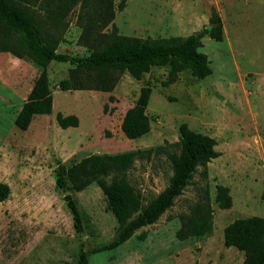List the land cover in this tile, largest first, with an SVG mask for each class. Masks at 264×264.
<instances>
[{"label":"rangeland","instance_id":"374dc122","mask_svg":"<svg viewBox=\"0 0 264 264\" xmlns=\"http://www.w3.org/2000/svg\"><path fill=\"white\" fill-rule=\"evenodd\" d=\"M123 1L122 9H118ZM113 23L121 34L139 37L187 36L211 25L215 9L222 20V39L208 34L199 50L211 73L196 78L182 71L167 85L168 67H152L141 79L128 73L110 92L61 90L69 63L47 65L53 96L49 114H37L26 130L14 119L39 68L30 60L0 51V181L11 193L0 202V264H78L85 251L89 264H241L243 252L225 246L224 227L239 217L264 216V0H114ZM78 7L65 18L57 50L86 55L78 43ZM63 25V24H62ZM149 86L146 111L150 131L136 139L121 130L125 111L140 88ZM75 114L78 126L61 128L56 113ZM208 134L220 155L202 179L198 168L191 182L160 218L138 229L116 248L97 250L114 239L117 221L96 183L71 191L83 224L79 232L56 186L61 162L66 167L90 155L140 151L126 178L148 203L167 184L171 168L168 144L179 143V124ZM207 183L212 197L213 232L179 239V214L197 199ZM229 187L230 208L214 202L215 186ZM143 234L144 237L140 238Z\"/></svg>","mask_w":264,"mask_h":264},{"label":"trees","instance_id":"16d2710c","mask_svg":"<svg viewBox=\"0 0 264 264\" xmlns=\"http://www.w3.org/2000/svg\"><path fill=\"white\" fill-rule=\"evenodd\" d=\"M123 1L118 9L123 8ZM78 7L76 24L80 28L78 43L86 47V55H70L57 50L60 31L67 15ZM116 5L114 0H0V51L30 60L39 68L34 83L19 109L14 124L26 130L37 114H49L53 96L47 65L51 61L70 64L67 76L60 79L61 90H99L110 92L124 72L141 79L152 67H168L164 85L174 82L182 71L196 78L211 73L205 53L199 50L201 38L208 34L222 39V20L212 9L211 28L187 36L139 37L121 34L113 23ZM63 24V25H62ZM151 95L149 86H142L132 106L124 113L121 130L129 139H136L150 131L151 119L146 111ZM57 124L65 129L76 127L75 114L56 113ZM179 143L168 144L165 156L171 168L168 184L148 203L143 204L140 193L129 182L125 172L140 157V151L115 155H90L66 167L59 163L56 186L64 190L80 191L96 183L108 202L117 221L113 240L97 250L116 248L143 226L156 222L183 192L198 168L200 175L208 177V163L218 157L214 137L196 131L186 122L179 124ZM10 186L0 181V202L9 197ZM264 197V189L262 192ZM77 231H83L82 217L72 193L64 196ZM221 209L230 208L232 196L228 186L217 184L213 197ZM212 197L207 183L188 209L179 214V239L202 237L213 232ZM144 235L141 234L140 238ZM225 246L243 252L241 264H264V216L239 217L223 229ZM78 264H89L85 251L80 253Z\"/></svg>","mask_w":264,"mask_h":264},{"label":"water","instance_id":"95a60500","mask_svg":"<svg viewBox=\"0 0 264 264\" xmlns=\"http://www.w3.org/2000/svg\"><path fill=\"white\" fill-rule=\"evenodd\" d=\"M206 28H207V29H210V28H211V25H207ZM68 193H69V191L66 190L65 195H67Z\"/></svg>","mask_w":264,"mask_h":264}]
</instances>
